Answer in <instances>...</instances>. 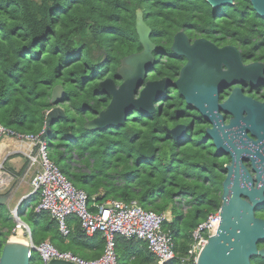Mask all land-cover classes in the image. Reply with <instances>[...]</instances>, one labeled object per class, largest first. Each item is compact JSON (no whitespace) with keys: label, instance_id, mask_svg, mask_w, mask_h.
Listing matches in <instances>:
<instances>
[{"label":"trees","instance_id":"1","mask_svg":"<svg viewBox=\"0 0 264 264\" xmlns=\"http://www.w3.org/2000/svg\"><path fill=\"white\" fill-rule=\"evenodd\" d=\"M138 10L153 29L157 51L162 52H171L172 36L190 22L201 26V31L230 27L224 20H214L206 0H0V124L23 134H40L54 107V87L62 84L67 116L52 123L46 138L51 160L59 165L67 159V168L59 166L87 191L92 209L94 203L116 198L138 201L158 213L170 211L173 217L164 228L173 234L176 258L167 264H191L188 250L193 230L221 206L218 169L223 162L218 164L213 155L200 113L176 94L180 104H174V99L168 102L164 119L158 111L135 109L122 125L105 130L85 127L111 98L98 88L99 82L115 78L121 60L142 50L136 32ZM234 18L239 22L238 16ZM243 34L246 41L255 36L248 27ZM176 59L157 61L152 78L175 76L181 67ZM173 105L181 110L177 117ZM188 112L193 113L195 127L191 130L188 118V135L177 140L169 129ZM37 205L35 196L18 208L36 245L50 239L58 248L85 259L102 256L105 239L100 233L87 236L77 219L64 245L57 221L46 212L36 213ZM15 227L7 206L0 205L3 244ZM141 242L146 244L119 237V264H154L147 245L146 251L139 248ZM252 263L264 264V258L254 257ZM30 264H42L38 252L33 251Z\"/></svg>","mask_w":264,"mask_h":264},{"label":"water","instance_id":"2","mask_svg":"<svg viewBox=\"0 0 264 264\" xmlns=\"http://www.w3.org/2000/svg\"><path fill=\"white\" fill-rule=\"evenodd\" d=\"M253 8L264 17V0H250ZM214 8L233 4L234 0H207ZM136 30L143 50L130 54L121 60L117 68V77L122 81L117 85L114 78L101 80L98 88L112 99L109 105L88 120L85 127L89 130H105L111 126L122 125L135 109L154 113L156 102L163 99L165 90L172 81L169 78L147 81L145 79L155 64L153 52L156 44L151 40V27L145 22L143 13L137 12ZM172 51L187 58V64L181 70V76L174 83L186 103L193 106L202 117L212 124L207 128V137H211L219 152L227 149L220 131H223L221 109L233 115L231 125L243 117V109L255 110L259 103L247 98L241 88H235L229 98L220 100L219 90L229 89L240 82L254 83L255 65H244L241 53L235 47H216L206 39L196 40L191 44L183 32L175 36ZM223 65L229 69L223 70ZM227 90L226 96H228ZM66 95L62 84L54 87L52 104L54 107L46 115V128L43 138L50 133L52 123L67 116L62 106ZM225 96V97H226ZM250 109V110H251ZM249 111V120L253 129L254 112ZM186 125H178L169 129V133L181 140L186 137ZM233 164L228 166L229 176L224 183L221 195V219L213 226L208 242L198 255L197 264H253L254 257L264 258V248L259 243L264 241V219L255 214V207L264 203V172L255 167V158H251L257 172L258 184L253 190L238 185V173L241 164L239 156H231ZM235 173L234 179L231 175ZM231 184V197L226 199L227 186ZM3 186V184H0ZM3 188H0L2 191ZM14 190L0 194V205H6ZM246 193L250 201L241 198ZM17 221L24 223L19 214ZM12 236V235H11ZM11 236L3 244L0 237V264H30L32 250L27 242L12 241ZM33 244L34 240L30 236ZM50 264H76L68 260L52 259Z\"/></svg>","mask_w":264,"mask_h":264},{"label":"built area","instance_id":"3","mask_svg":"<svg viewBox=\"0 0 264 264\" xmlns=\"http://www.w3.org/2000/svg\"><path fill=\"white\" fill-rule=\"evenodd\" d=\"M43 132L38 135L23 134L0 124V145L9 137L26 144L25 155L30 167L34 169L30 180V195L39 196L36 213L46 212L55 219L65 240L71 233L69 221L77 218L87 236L92 237L98 233L103 236L105 249L99 258L85 259L72 251L59 249L50 240H44L39 245L33 244L30 233L27 236V243L32 253L38 252L42 264H50L52 259L68 260L76 264H119L117 253L119 237L144 241L157 264H167L176 258L173 234L164 228L165 222L170 220V211L158 213L143 208L138 201L126 202L116 198L93 204L92 209L87 191L77 187L61 167L51 160L47 139L42 137ZM1 182L3 181H0V184H3ZM220 212L219 207L193 230V242L188 250V260L192 261L191 264H197L199 253L213 232L212 225L221 219ZM14 214L16 216V211ZM18 223L14 231L22 229L25 225L19 221ZM24 235H27L26 231Z\"/></svg>","mask_w":264,"mask_h":264},{"label":"flooded vegetation","instance_id":"4","mask_svg":"<svg viewBox=\"0 0 264 264\" xmlns=\"http://www.w3.org/2000/svg\"><path fill=\"white\" fill-rule=\"evenodd\" d=\"M209 5L213 9L214 20H224V22L230 27L212 26L209 30L206 31L199 30L201 26L195 25H189V27L182 28L172 36L170 46L171 54L162 51H157L158 44L157 41L153 38L154 32L152 27L150 26L152 30L150 38L156 44V49L153 52V55L155 56V64L157 61H166L168 57H174L177 58L176 60L180 61L181 67L179 72L176 73L175 76L166 75L154 79L152 78V76L156 73L154 69V64L152 71L146 76L145 83L147 81L161 80L163 78H169L172 81L170 86L165 90V95L163 99L156 102L155 112L158 111L159 114L163 117V119L166 116L165 108L168 102L174 99V104H176L177 102L178 104H180V100L177 99V101H175L176 94H178V96H181V94L175 87L174 83L178 80V78H180L181 70L187 64L188 60L186 57L178 55L172 51L175 36L179 32H183L190 40L191 44H193L196 40L206 39L212 42L218 48H224L227 46L235 47L238 51H240L241 61L244 65H255V70L253 74L254 83L238 81L237 84L232 85L231 87H229V89L221 88L217 93L219 94L220 100L224 101L225 99L229 98V96H226L227 90H229L230 92L232 89L241 88L243 89L244 95L247 98H250L255 102L259 103L255 110L244 107L242 113L243 117L246 119L250 116L248 110L251 109L254 112L255 122L253 129H251V122L249 120L246 121L245 119H243V117L240 118L237 123L231 125L233 115L227 110L221 109L220 112L223 116V120H221L223 131H220V133L227 149H224L223 151L219 152L217 147L214 145L213 139L211 137H207V128L212 127V124L202 118V123L205 126L206 138L215 151L213 152V155L217 158L218 164H220V161L223 162L222 168L218 169L219 173L222 176L220 191L221 199V195L224 192V183L227 177L229 176V170L227 169V167L233 164L231 156H239V163L241 164V167L239 168L237 181L238 185L241 187L246 186L247 189L253 190L258 184V181L256 179L257 172L254 169V165L251 158H255V167L258 168L261 172H264V17L257 13V11L253 8L250 0H234L233 4L220 6L218 8H214L211 4ZM231 7L233 8L232 10L230 9ZM139 11L141 10H138V12ZM235 15L238 16L239 22H237V20L234 18ZM251 20H253V24H250L251 26H249L247 23H250ZM246 27H248L251 31H254L255 33V36L252 37L251 41H246V37L243 34ZM235 28H238L239 30H232ZM99 52L100 53L97 54L98 56L101 55V50ZM222 67L225 71L229 69L226 65H223ZM114 79L117 85L121 84L122 81L117 76ZM172 95L174 96V98H171ZM111 99L112 97L110 98L109 103L111 102ZM186 105L189 108L195 109L193 106H190L187 103ZM173 112L175 113V116L176 114H181V110L176 108V105H173ZM183 115L184 114L182 113V116H180V118H177L178 121L170 129L178 125H186V135H188L190 126L186 121L188 120V118H191V130H193V128L195 127L196 121L192 112H188L185 117ZM235 176V173H232V179H234ZM262 178H264V175L262 176ZM231 186V184H228L227 186L228 192L226 195V199H230L231 197ZM240 196L241 198L250 201V197L246 193H242ZM255 214L257 217L264 219V203L255 207ZM259 248H264V241H261L259 243Z\"/></svg>","mask_w":264,"mask_h":264},{"label":"crops","instance_id":"5","mask_svg":"<svg viewBox=\"0 0 264 264\" xmlns=\"http://www.w3.org/2000/svg\"><path fill=\"white\" fill-rule=\"evenodd\" d=\"M26 149H27L26 144L20 143L17 140L12 139L10 137L5 138V140H3L2 144L0 145V181H3L1 182L3 183V186H0V188L1 189L3 188V190L0 191V194L7 193L11 189L14 190V193L11 195L7 204L9 202L11 203L17 198V200L18 199L19 201L21 200L20 203L18 204V206H20L22 202L30 201L35 196H37V200L39 201V196L37 194L30 195L31 193L30 176H31V172L34 173V169L30 167L29 160L25 155ZM6 172L8 173V175H6ZM26 184H28V187L26 186ZM7 204L5 206H7ZM171 217H173L172 213L170 219ZM69 222L70 225L72 224V226L78 225L77 218H72ZM46 240H50V239H46ZM67 243H68V239L65 240L64 245H67ZM139 248L140 249L145 248V251L147 249L146 244H144L143 242H141ZM64 250L72 251L70 249H64ZM154 264H157L156 260Z\"/></svg>","mask_w":264,"mask_h":264},{"label":"rangeland","instance_id":"6","mask_svg":"<svg viewBox=\"0 0 264 264\" xmlns=\"http://www.w3.org/2000/svg\"><path fill=\"white\" fill-rule=\"evenodd\" d=\"M173 1V3H174V1L175 0H172ZM192 24H194L193 22H190L189 23V25H192ZM250 24L252 25L253 24V20H251L250 21ZM106 41H107V39H106ZM166 53H168V54H171V52H169L168 50H166L165 51ZM233 90V89H232ZM232 90L229 92V94H228V96H230V94H231V92H232ZM99 93H102V92H100L99 91ZM90 137V136H89ZM86 140H87V138H86ZM49 143V142H48ZM75 158H76V156H75ZM59 165L61 166V167H63V168H67V159H62L61 161H59ZM210 171H208V173H209ZM32 174H33V172H31V176H30V178L32 177ZM212 175H214V174H212ZM30 180V179H29ZM26 186L28 187V184H26ZM27 197V196H26ZM25 197V198H26ZM24 199V198H23ZM220 199V198H219ZM21 201V200H20ZM20 201H19V199L17 200V198L14 200V201H12L11 203L9 202L8 204H7V209L9 210V212L11 213V216H12V218H14V220H15V222H16V227H17V223H18V221H17V219H16V216H15V214H14V210L15 209H18V204L20 203ZM183 205V204H182ZM182 209H183V211H185L186 210V206L185 205H183L182 206ZM172 219V218H171ZM170 219V220H171ZM169 220V221H170ZM19 224V223H18ZM24 226L25 225H23V228L22 229H24V231H26L27 232V230H25V228H24ZM16 227H15V229H16ZM26 227V226H25ZM14 229V230H15ZM22 229H17V231H21V233H20V235L24 238V239H26V241H27V239H28V237H27V235H24V231L22 230ZM17 231L14 233L13 232V235H19V234H17Z\"/></svg>","mask_w":264,"mask_h":264},{"label":"bare ground","instance_id":"7","mask_svg":"<svg viewBox=\"0 0 264 264\" xmlns=\"http://www.w3.org/2000/svg\"><path fill=\"white\" fill-rule=\"evenodd\" d=\"M24 228L26 229V227L24 226ZM21 231H17V234L19 235H12L11 236V240L12 241H21V242H27L26 239H24L21 235H20Z\"/></svg>","mask_w":264,"mask_h":264},{"label":"clouds","instance_id":"8","mask_svg":"<svg viewBox=\"0 0 264 264\" xmlns=\"http://www.w3.org/2000/svg\"><path fill=\"white\" fill-rule=\"evenodd\" d=\"M18 208H19V206H18ZM16 211V214L18 213V209H15L13 212H15ZM171 213V212H170ZM21 218V217H20ZM172 218V217H171ZM17 219V218H16ZM22 220V219H21ZM23 221V220H22ZM24 222V224L26 225V229L25 230H27V232H26V234H27V236H29L30 235V233H31V228H30V226L25 222V221H23ZM13 232L15 233L16 231H14L13 230ZM13 232H12V235H13ZM31 235H32V233H31Z\"/></svg>","mask_w":264,"mask_h":264}]
</instances>
